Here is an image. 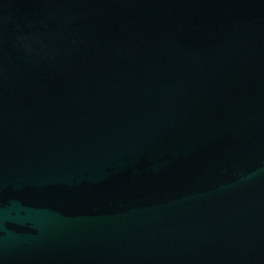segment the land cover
<instances>
[{
	"label": "water",
	"instance_id": "1",
	"mask_svg": "<svg viewBox=\"0 0 264 264\" xmlns=\"http://www.w3.org/2000/svg\"><path fill=\"white\" fill-rule=\"evenodd\" d=\"M0 264H264V0H0Z\"/></svg>",
	"mask_w": 264,
	"mask_h": 264
}]
</instances>
